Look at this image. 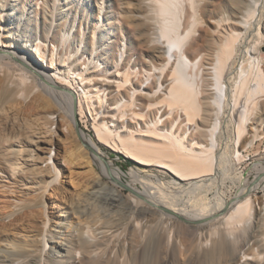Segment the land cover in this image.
Masks as SVG:
<instances>
[{
	"label": "bare ground",
	"instance_id": "obj_1",
	"mask_svg": "<svg viewBox=\"0 0 264 264\" xmlns=\"http://www.w3.org/2000/svg\"><path fill=\"white\" fill-rule=\"evenodd\" d=\"M59 1L0 0V107L40 100L67 129L56 134L62 152L39 157L31 128L0 117V179H14L12 199L0 193V264H108L96 254L112 245L113 211L134 234L153 215L193 227L190 247L202 251L189 264L247 256L230 224L258 226L264 202L253 191L264 182L209 207L178 197L214 187L226 154L240 159L242 143L259 136L246 127L264 114V0ZM77 110H87L93 137L76 128ZM101 145L134 171L119 172ZM77 157L86 175L69 190L62 178Z\"/></svg>",
	"mask_w": 264,
	"mask_h": 264
},
{
	"label": "rangeland",
	"instance_id": "obj_2",
	"mask_svg": "<svg viewBox=\"0 0 264 264\" xmlns=\"http://www.w3.org/2000/svg\"><path fill=\"white\" fill-rule=\"evenodd\" d=\"M61 3L62 0L59 1L60 5ZM25 15L26 13H24V17ZM75 28L76 26L73 28V30H75ZM36 89L37 88H34V90L32 89L33 93L36 92ZM33 93L31 92L30 95H32ZM81 100L82 99H80L79 97V105H81V108L84 111V105L82 104ZM43 108L44 106L40 100L34 101L33 99H27L25 101H22L15 98L2 104V106L0 107V117L5 120L7 119V123H9L10 121L12 126H20L25 128L26 125H28L29 128H31L30 134L32 136V144L34 146L33 148H35L36 150L35 155L37 156L39 154V157H42L44 156L45 152L50 149L47 156L51 157L54 156V153L55 151L57 152V150L61 149L62 152V146L65 142L66 137L61 136L58 138L56 134L60 131H63L65 133L67 129L61 126V118L57 116L58 112L45 113V111H43ZM76 117L78 127L84 128L86 133L93 137V132H91V120L87 110H85V113L83 115H81L80 111L77 110ZM47 118L49 121L52 120L53 122L51 121V123H46ZM36 123H40L39 126H41V129H39L40 127L38 126L36 127V130L34 129L35 126L33 127V125ZM38 130H41V133H35V131ZM246 131H249L248 135L257 131L259 136L251 145L246 143L249 138L244 143H242L240 150V159L236 157L235 153L233 156L236 158H234V161H231V163H229L228 161L230 153L228 152L226 154V163L224 164L223 168L228 169H226L227 173L224 171L226 175L222 178V180L215 178V186L200 191L198 193L199 196L195 194V192L190 193V196L189 193H182L183 195L181 194L178 197L179 201L180 198L182 200L183 197V202H192L196 203V206L206 205L209 207V205L211 206L214 203L215 199H219L221 197H223L224 200L229 201L239 188H242L248 183L257 181L264 182V114L259 115L253 123L248 124V126L246 127ZM49 138L55 140L57 142V145L53 144L52 146H49V143L46 141L44 143V139L47 140ZM235 144L237 143L235 142ZM42 146H44L45 148L42 149L43 151H41ZM101 148L106 155V158L114 162L119 172L131 173L134 171V166H136L135 161L126 157L121 152L110 149L106 145H101ZM77 158L78 159H74V163L69 168L63 161H61V165L65 168L67 167L65 169V173L67 176H63L62 183H65L69 190H73L74 186L80 185L84 176L86 175L85 169L87 167L84 166L79 157ZM37 162L38 163L36 165L41 167L42 169H47V166L50 163L49 159L43 162L37 160ZM94 166L98 168L96 164H94ZM101 173L103 176H105L103 172ZM58 177L61 178V174ZM13 180L14 179L9 180L6 178L0 179V193L5 195L6 197H10V199H12V196H10L12 195V193L10 192L8 187H13ZM3 183L8 184V186H1ZM118 184L123 187L124 191L127 193L128 190L124 188L122 184ZM31 186L33 189H35L34 187H37L36 184H33ZM23 188L25 187L23 186ZM35 192L37 191L35 190ZM253 195L254 197H256L257 202H264V186L254 190ZM57 196V194L55 196L49 195V198H47L48 204L50 205L49 207L51 208H48L50 209L49 213L50 211H52V207L54 206L53 200H59L57 199ZM189 198H191L193 201H190ZM185 199H188V201H186ZM150 217L148 218L150 219ZM149 219L146 218L145 220H142L146 223V225L142 226V228L140 229L138 228L139 232L136 229V233L134 234V232H129L127 228H125L124 223H119L122 220V217L118 214V212L113 211L111 221L113 225H115L116 230L113 231L114 235L111 237L109 242V244L112 245H110L109 249L104 253H102V251L97 252L96 256H98L99 260L101 262H107L108 264H189V260L197 253H200L202 251L200 246L199 248L195 247L194 249L190 247L192 232L194 231L193 227L184 225L179 222H174L172 220L159 218L158 215H153V218L150 220ZM258 223L259 224L257 227L254 225L255 223H252L249 226L246 225L244 231H239V229L243 226H241L239 222L237 226H235L234 224H230V228L240 234L241 240L243 242L246 241L245 245L243 246V250L248 251V255L241 257V251L243 250H240L239 253L241 255H238L239 260L236 261V263H229L225 261L221 263L220 260H216V262L221 264H264V214L262 215ZM221 226L223 227V225ZM153 227V231H149L152 230L151 228ZM227 227L229 228V226ZM124 228L126 229V231ZM154 231L157 233H154ZM176 232H179V234L176 235ZM214 237H217V233H212V235L207 237L209 239L204 242L203 249H209L212 247L214 243ZM148 238L150 239V242ZM139 239L142 240L141 245L139 244ZM235 241L236 239L231 237L229 245L233 244ZM147 242L150 244V246H148L147 249H145V251L143 252L142 246H144V244H147ZM156 242L157 245L155 244ZM152 245H154V247H152ZM123 247L124 249H122ZM246 248L250 249L248 250ZM194 252L196 254H194ZM256 252L259 253L255 255ZM246 257L248 258L246 259Z\"/></svg>",
	"mask_w": 264,
	"mask_h": 264
},
{
	"label": "water",
	"instance_id": "obj_3",
	"mask_svg": "<svg viewBox=\"0 0 264 264\" xmlns=\"http://www.w3.org/2000/svg\"><path fill=\"white\" fill-rule=\"evenodd\" d=\"M74 124H75L76 128L78 129V125H77V123L75 122Z\"/></svg>",
	"mask_w": 264,
	"mask_h": 264
}]
</instances>
